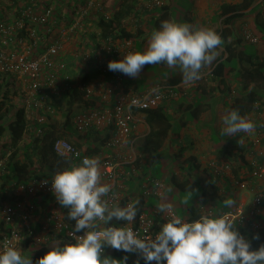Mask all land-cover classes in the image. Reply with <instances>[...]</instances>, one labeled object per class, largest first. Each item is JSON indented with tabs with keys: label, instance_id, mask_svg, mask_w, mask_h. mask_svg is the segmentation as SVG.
<instances>
[{
	"label": "trees",
	"instance_id": "trees-1",
	"mask_svg": "<svg viewBox=\"0 0 264 264\" xmlns=\"http://www.w3.org/2000/svg\"><path fill=\"white\" fill-rule=\"evenodd\" d=\"M256 1L242 0L240 4L242 8L246 9L251 7ZM122 2L120 8L113 13L109 21H99L96 26L102 32V38L110 37L112 39L130 40L134 43V49L139 51L141 50V43L136 42L137 32L133 33L126 30L123 21L127 15L131 14L133 8L128 6L125 1ZM236 7V5H230L222 12L223 15L230 11L233 13L224 17L220 27L215 30L223 40V44L220 47H223L226 58L221 60L224 53L218 55L214 61V63H217L213 65L211 74L216 78H220V85H217V88L222 93H224L225 88L229 90L225 80L230 74H235L239 78L243 90L239 94H247V103L241 108L238 104L241 96L235 97L232 102V109L238 110L242 116H246L252 112L259 116V113H263L264 111V94L257 90L256 84H264V56L260 57L256 53H251L245 59L243 55L246 53L245 50L247 47H242L243 50L239 49L244 45L241 39L232 40L231 27L238 18L244 15V13H238ZM169 9L171 8L168 5L163 4L157 7L156 10H146V12H154V17L151 19L154 30L159 28L161 21L167 19ZM247 14L253 17L254 27L259 31V33H253L252 35L258 37L259 41H264V5L261 6L260 3L254 4ZM248 43L245 44H254ZM112 60L118 59L115 57L108 58L104 69L97 68L102 73L106 84H110L113 87L116 86L115 92L111 95V103H115L118 92L123 89L124 92L128 89L139 92L146 90L144 86L139 88L137 84L138 80L134 82L126 79L127 76L120 72L109 71L107 63ZM157 66L158 69L155 67L152 68L154 73H151V71L148 73V68L144 67L141 75H138L140 76L138 78L150 75L152 82L157 81L162 83L160 84L162 89L169 87L177 92V87L182 82L179 69H169L164 64H157ZM94 73H97L96 70ZM88 77L89 74L85 75L84 81ZM118 77L120 78L119 83L117 80ZM1 86H3L2 82H0V158H4L9 151L10 155L6 159L4 170L0 171V206L6 201L14 202L23 199L21 195L16 193L18 186L27 184L34 179L50 178L56 171L66 168L70 164H78L79 159L73 160L70 156L56 154L53 143L57 137L66 138L76 147L82 148L83 153L88 154L89 157L102 154L101 146L109 139L110 133L108 130L111 127L105 131L93 129L86 135H80L71 125L73 116L82 109L101 106L95 95L92 96V100H88L85 98V90L74 86L71 91L63 96L58 98L51 96V98L46 99L44 106L39 110L37 115L35 112L25 109L22 101L16 95L11 96L17 99V102L5 101L6 96H10L9 90H4ZM8 99L6 98V100ZM171 100H164L157 108L143 111L146 115L145 121L149 126V131L139 138H136L135 135L132 136L134 147L140 154H138L135 161L140 170V175L126 182L129 189L134 186L137 190L133 199V201L137 199L140 201L137 206V215L145 213L151 217L153 219L152 230L154 232H157L160 225L165 221L162 213L158 211L157 205L159 203H170L171 200L177 199L183 208L179 211L181 213L173 209L174 213L180 215L186 221H191L198 219L202 215L200 209L212 210L214 214H223L229 211V208L223 206V201L232 199L228 196L229 193L226 196L219 194L220 187L218 183L216 184L212 175L205 173L206 169H203L201 174H199L198 171L201 166L197 158L190 159L191 164L189 167L180 165L178 163V156L183 153L181 150L177 154L174 153L173 161L170 164L160 166V156L162 153L160 152V148H162L171 130L170 117L167 114L166 104ZM50 110H53V113ZM36 116L38 117L36 118ZM39 118H42V120H39ZM259 118L264 127V115L263 117L259 116ZM218 153L219 158H224L226 161H220L222 162L221 164L226 163L230 168V171L227 172L229 175L225 179L227 190L229 191L230 184L228 182L231 179L242 183L249 180L255 186V189L257 188L252 194V203L256 195H261L262 197L260 211L256 212L255 216H250L243 222H234L237 230L250 241L251 249L255 250L261 244H264V180L259 181L251 176L250 157L246 159L243 155H239L236 149L232 150L226 147V145H222L218 149ZM143 159L145 160L144 162H142ZM257 159L264 166V154L258 155ZM235 161L237 165L232 164ZM220 172L216 173L217 175H214V177L221 179L224 175ZM201 176L203 179H201ZM156 182L164 186L161 189V195L157 193L159 186ZM35 197L38 198L37 202H40L44 209L54 202L58 211L63 212L67 219L68 210L58 204L54 195L37 193ZM167 200L170 201L166 202ZM126 204L127 199H122L119 203L120 206ZM257 220L259 224L255 226L254 222ZM71 222L72 224L74 223L73 221ZM39 229L40 226L38 225L32 227L31 232L24 234V239L21 243L25 249H30L33 262L44 255L48 248L58 243L67 242L72 238L66 235L65 231H62L61 234L52 238L50 237L51 240L37 242ZM6 232L7 228L1 222L0 238ZM256 236L259 239L254 238ZM105 254L116 259H120L125 255L128 258L131 256L138 258L134 254H126L115 249L109 250ZM140 264H144L143 260H140Z\"/></svg>",
	"mask_w": 264,
	"mask_h": 264
},
{
	"label": "built area",
	"instance_id": "built-area-1",
	"mask_svg": "<svg viewBox=\"0 0 264 264\" xmlns=\"http://www.w3.org/2000/svg\"><path fill=\"white\" fill-rule=\"evenodd\" d=\"M122 1L126 0H117L110 5L108 0H0V82L6 89L11 86L13 90L9 94L16 95L25 109L37 115L46 99L63 96L74 86L85 90L88 100H92L93 95L97 97L101 106L82 109L73 116L71 125L80 135H86L93 129L105 131L111 127L108 130L109 139L101 146L102 155L99 159L102 179L112 185L110 196L113 204H119L122 199H127L128 204L134 199L127 192L129 187L126 182L140 175L135 163L138 153L132 139L136 113L157 108L164 100L173 99L178 94L169 87L162 89L157 85L143 92L133 89L124 92L123 89L118 92L115 103H111L116 86L106 84L97 68L104 69L108 58L119 60L135 49L130 40L102 38V32L96 24L109 21ZM163 4V0H146L143 8L151 10ZM126 19L129 18L126 16L123 21ZM84 33L90 35H82ZM244 40L254 44L259 42V38L248 31L244 33ZM86 62H92L97 73L84 81V76L88 74L81 69ZM117 80L119 83L120 78ZM157 87L159 95L153 92ZM50 112L53 113V110ZM53 148L57 155L79 159L77 163L83 157H89L82 148L64 137H57ZM9 155L10 151L0 158V171L4 170ZM250 166L251 176L259 181L264 180V166L257 158L251 157ZM212 167L215 174L230 171L226 163H212ZM156 184L159 186L157 193L161 195V185L158 182ZM20 192L29 197L20 201H6L0 206V224L2 222L7 228L0 238V244L7 241L16 247L20 246L24 234L32 230L31 218L38 209L43 218L37 242H44L62 231L70 236L72 222L58 211L54 203L42 210L33 201L37 193L54 195L51 178L34 179L20 185L16 193ZM261 201V195H256L247 210L236 206L223 214L233 222H243L260 211ZM200 212L202 215L214 214L212 210L200 209ZM162 215L165 219V214ZM128 226L141 237L156 234L152 230L153 219L145 213L137 215ZM109 250L113 249L106 248L105 253Z\"/></svg>",
	"mask_w": 264,
	"mask_h": 264
},
{
	"label": "clouds",
	"instance_id": "clouds-1",
	"mask_svg": "<svg viewBox=\"0 0 264 264\" xmlns=\"http://www.w3.org/2000/svg\"><path fill=\"white\" fill-rule=\"evenodd\" d=\"M222 44L213 28L164 20L151 32L146 48L109 61L107 68L135 79L146 65L164 64L179 69L182 82L192 85L217 59ZM153 92L160 94L158 87ZM256 127L253 120L231 109L222 117L220 135H251ZM50 178L56 201L74 222L72 238L48 248L35 262L31 253L22 255L20 248L5 241L0 244V264H127V255L116 259L105 254L106 248L136 255L134 264L140 260L144 264H264V244L252 250L250 241L222 213L186 221L174 213L172 204L159 203L165 221L154 236L141 237L128 226L137 218L140 201L124 206L111 202L112 185L103 182L98 157L85 156ZM223 206L231 209L235 202L226 199Z\"/></svg>",
	"mask_w": 264,
	"mask_h": 264
},
{
	"label": "crops",
	"instance_id": "crops-1",
	"mask_svg": "<svg viewBox=\"0 0 264 264\" xmlns=\"http://www.w3.org/2000/svg\"><path fill=\"white\" fill-rule=\"evenodd\" d=\"M117 0H108V5L115 3ZM146 0H126L125 3L133 8L131 16L127 15L129 19L125 20L126 29L130 32H137L136 42L141 43V50L147 47L148 38L151 32L154 30L152 24V18L154 17V12H149L151 10H156L157 8L151 9L146 12L143 8V4ZM165 5H168L169 9L168 17L166 20H175L177 22H187L194 26H206L216 30L220 27L221 21L224 17L232 14L230 11L223 15L222 12L230 5H236V11L238 13H244V15L238 18L232 29V40L241 39L242 47H247L243 57L246 59L251 53H256L257 56H264V41H259L257 45L250 44L247 45L246 40H244V33H259V31L254 27L253 17L248 13L251 7L260 3L261 6L264 5V0H257L251 7L242 8V0H163ZM134 12V13H133ZM156 12V11H155ZM133 13V14H132ZM130 16V17H129ZM82 35H90V33H84ZM258 35V34H257ZM133 43V42H132ZM134 45V43H133ZM254 45V46H253ZM223 47L219 48V55L223 54ZM226 58V53L223 54L222 59ZM89 62H86L81 70L83 73H87L92 76L95 75V67ZM213 64L203 70L202 78L192 85H185L181 82L178 85L177 96L169 101L167 104V114L170 117L171 130L170 136L168 135L164 141L162 148H160L161 156L174 158V153H178L180 150L183 151L181 155L178 156V163L184 167H189L191 164L190 159L197 158L199 165L201 166L198 171L199 174L205 170V173H209L215 179L216 184L218 183L220 187L219 194L222 196H230L235 202V206H240L243 209H247L252 203L253 192L255 186L247 180L246 182H238L233 179L229 180L230 188L227 190L225 179L228 177V173L221 171L220 173L224 176L221 179L214 177L217 175L213 172L212 163L221 164L220 161H225L224 158H219L218 149L222 145L238 151L239 155H243L246 159L248 157L257 158L258 155L264 154V127L261 124L260 117H263V113H259V116L255 113H249L245 117L253 120L257 127L255 132L251 135L245 133H238L235 137H224L220 135V130L222 128V117L232 109L233 101L235 97L241 96L238 100V104L243 108L247 103V94L243 92L239 78L235 74H230V76L225 80L226 85L229 90L224 89V93L218 90L217 85L220 84V78L212 76L211 71L213 69ZM88 64V65H87ZM146 65L147 72L151 73L154 71L152 68H157L158 66ZM161 68V67H159ZM158 69V68H157ZM154 73V72H153ZM101 77V76H100ZM126 77V76H125ZM140 77V76H138ZM126 77L128 80L137 82L139 78ZM104 79V77H103ZM150 79V78H149ZM264 83V82H263ZM161 82L153 81L152 78L150 82L146 85H141L147 88L152 86H160ZM135 85H137L135 83ZM257 90L264 94V84H256ZM137 87V86H136ZM200 87V88H199ZM199 88V89H198ZM145 113H136V127L134 135L136 138L144 136L149 131V126L145 121ZM73 128V127H72ZM261 128V129H260ZM139 154V152L136 150ZM1 154V149H0ZM102 155V154H100ZM93 155L92 157H100ZM140 155V154H139ZM155 159V157H153ZM145 160L143 159L142 162ZM226 162V161H225ZM233 165H237V162H233ZM218 173V172H217ZM247 177V175H245ZM201 179L203 177L201 176ZM106 183V180H103ZM258 185V184H257ZM256 185V187H257ZM164 186H161L162 189ZM22 198H28L23 193H19ZM31 199V197L29 198ZM38 198L34 197L33 201L38 208L45 210L41 206L40 202H37ZM54 203V202H52ZM55 204V203H54ZM43 215L39 209L35 212V215L31 218V228L40 226ZM256 222V221H255ZM259 224L257 220L256 224ZM52 238V237H51ZM49 240L50 237L48 238ZM47 239V240H48ZM21 249L22 255H29L30 249H25L23 244L18 246Z\"/></svg>",
	"mask_w": 264,
	"mask_h": 264
},
{
	"label": "rangeland",
	"instance_id": "rangeland-1",
	"mask_svg": "<svg viewBox=\"0 0 264 264\" xmlns=\"http://www.w3.org/2000/svg\"><path fill=\"white\" fill-rule=\"evenodd\" d=\"M143 70V69H142ZM142 70H141V72H142ZM139 75H141V73L139 74ZM150 75H146L145 77H141V78H139V80H138V82H137V84H138V86H141V85H146V84H148L149 82H150ZM141 79V80H140ZM1 88L2 89H4L5 87L4 86H1ZM6 89V88H5ZM8 90H9V92H11L12 90H13V88L11 87V86H9L8 87ZM10 95V94H9ZM3 98H5V97H3ZM6 98H9L8 100H6ZM6 98H5V101H8V102H10V101H12V102H17V99H14L11 95L10 96H6ZM161 158V165L160 166H162V165H168V164H170V162H172L173 161V159L171 158V157H164V156H162V157H160ZM160 160V159H159ZM168 169H169V167H168ZM128 194L130 195V196H132V197H134V194H136V192H137V190L134 188V186L132 187V188H130L128 191ZM168 201H170V200H167L166 202H168ZM170 204H172V206H173V209L174 210H177V212H179L180 211V209L181 208H183V206H182V204H180L179 202H178V200L177 199H174V200H171L170 201ZM179 213H181V212H179ZM257 222V221H256ZM256 222H254V225L256 226L257 224H256ZM137 258L135 257V256H131V257H129L128 258V260H127V264H134V261L136 260Z\"/></svg>",
	"mask_w": 264,
	"mask_h": 264
}]
</instances>
